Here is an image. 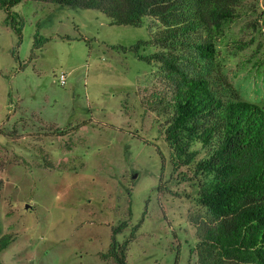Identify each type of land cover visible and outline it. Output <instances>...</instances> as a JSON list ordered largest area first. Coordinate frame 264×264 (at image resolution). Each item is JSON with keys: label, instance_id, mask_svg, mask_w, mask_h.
I'll list each match as a JSON object with an SVG mask.
<instances>
[{"label": "rangeland", "instance_id": "1", "mask_svg": "<svg viewBox=\"0 0 264 264\" xmlns=\"http://www.w3.org/2000/svg\"><path fill=\"white\" fill-rule=\"evenodd\" d=\"M231 5V19L194 33L211 42L208 60L173 52L222 99L264 108V0ZM10 12L21 37L0 7V264H119L113 228L127 264L229 261L199 246L214 221L198 201L216 180L195 172L205 150L189 141L193 160L171 163L165 105L181 78L140 58L163 50L151 36L166 26L34 0Z\"/></svg>", "mask_w": 264, "mask_h": 264}, {"label": "trees", "instance_id": "2", "mask_svg": "<svg viewBox=\"0 0 264 264\" xmlns=\"http://www.w3.org/2000/svg\"><path fill=\"white\" fill-rule=\"evenodd\" d=\"M24 0H0L6 12L5 23L21 37V26L10 8ZM62 6L95 9L111 24L140 27L144 17L152 16L166 26L150 41L163 50L140 58L161 60L168 70L179 74L183 86L172 90L166 107L169 120L165 140L174 170L189 164L194 153L187 151L189 141L205 150L195 172L212 173L216 180L200 190L198 201L213 216L199 246L206 245L229 260L216 264H264V108L243 100H224L208 86L203 75L188 76L178 65L184 56L177 47L194 51L196 59L208 60L212 44L194 36L208 21L216 26L234 15L232 0H34ZM202 5L208 6L203 10ZM37 35V34H36ZM36 37L42 43L44 37ZM36 45V42H35ZM136 52L137 45L131 46ZM179 50V49H178ZM112 229L111 254L119 264H127L128 241L121 247ZM8 243L0 240V248Z\"/></svg>", "mask_w": 264, "mask_h": 264}, {"label": "built area", "instance_id": "3", "mask_svg": "<svg viewBox=\"0 0 264 264\" xmlns=\"http://www.w3.org/2000/svg\"><path fill=\"white\" fill-rule=\"evenodd\" d=\"M59 81H60L61 83H64V82H65V77H64V74H63V73H61V74L59 75Z\"/></svg>", "mask_w": 264, "mask_h": 264}, {"label": "water", "instance_id": "4", "mask_svg": "<svg viewBox=\"0 0 264 264\" xmlns=\"http://www.w3.org/2000/svg\"><path fill=\"white\" fill-rule=\"evenodd\" d=\"M135 176H136V173L133 174V177H135Z\"/></svg>", "mask_w": 264, "mask_h": 264}]
</instances>
